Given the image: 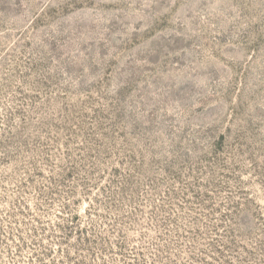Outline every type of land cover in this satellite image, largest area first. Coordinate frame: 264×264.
Returning <instances> with one entry per match:
<instances>
[{
	"label": "rangeland",
	"instance_id": "374dc122",
	"mask_svg": "<svg viewBox=\"0 0 264 264\" xmlns=\"http://www.w3.org/2000/svg\"><path fill=\"white\" fill-rule=\"evenodd\" d=\"M0 264H264V0H0Z\"/></svg>",
	"mask_w": 264,
	"mask_h": 264
}]
</instances>
